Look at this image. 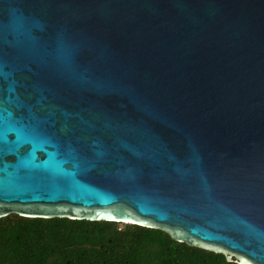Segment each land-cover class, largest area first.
<instances>
[{"label":"water","instance_id":"1","mask_svg":"<svg viewBox=\"0 0 264 264\" xmlns=\"http://www.w3.org/2000/svg\"><path fill=\"white\" fill-rule=\"evenodd\" d=\"M11 213L264 264V0H0Z\"/></svg>","mask_w":264,"mask_h":264},{"label":"trees","instance_id":"2","mask_svg":"<svg viewBox=\"0 0 264 264\" xmlns=\"http://www.w3.org/2000/svg\"><path fill=\"white\" fill-rule=\"evenodd\" d=\"M125 223V222H122ZM0 264H240L160 228L118 221L0 218Z\"/></svg>","mask_w":264,"mask_h":264},{"label":"snow or ice","instance_id":"3","mask_svg":"<svg viewBox=\"0 0 264 264\" xmlns=\"http://www.w3.org/2000/svg\"><path fill=\"white\" fill-rule=\"evenodd\" d=\"M11 130H12V131H18V132H21V133H22V130H18V129H16L15 126H12V127H11Z\"/></svg>","mask_w":264,"mask_h":264},{"label":"rangeland","instance_id":"4","mask_svg":"<svg viewBox=\"0 0 264 264\" xmlns=\"http://www.w3.org/2000/svg\"><path fill=\"white\" fill-rule=\"evenodd\" d=\"M120 226H124L126 223L119 222Z\"/></svg>","mask_w":264,"mask_h":264},{"label":"bare ground","instance_id":"5","mask_svg":"<svg viewBox=\"0 0 264 264\" xmlns=\"http://www.w3.org/2000/svg\"><path fill=\"white\" fill-rule=\"evenodd\" d=\"M125 222H130V221H127V220H126Z\"/></svg>","mask_w":264,"mask_h":264}]
</instances>
